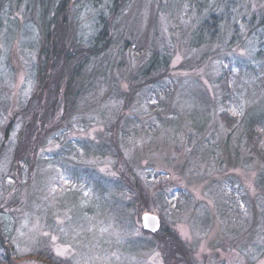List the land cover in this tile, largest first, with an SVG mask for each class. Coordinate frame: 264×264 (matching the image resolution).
I'll return each instance as SVG.
<instances>
[{
    "label": "rangeland",
    "instance_id": "obj_1",
    "mask_svg": "<svg viewBox=\"0 0 264 264\" xmlns=\"http://www.w3.org/2000/svg\"><path fill=\"white\" fill-rule=\"evenodd\" d=\"M30 1L7 0L2 8L10 19L0 20V139L7 116L22 108L35 87L39 33ZM110 2L72 3L75 34L87 39L96 14L107 16ZM246 2L241 39L231 40L226 25L211 45L199 24L208 4L199 11L188 0H127L110 16V60L121 67L105 65L108 78L81 93L67 114L55 111L47 125L59 129L47 133L30 175L26 165L20 173L11 165L18 119L0 148V264H166L156 238L143 232V212L161 217L164 229L192 248L195 264H264V163L248 151L243 131L246 116L264 110V53L262 59L256 53L264 49V27H247L264 0ZM216 11L222 21L228 15L223 7ZM153 50L171 54L169 70L159 82L138 86L145 78L137 70ZM203 50L209 56L193 67ZM222 112L232 117L231 127ZM118 116L119 147L126 161L139 166L143 191L153 195L161 188L165 194L161 204L148 199L141 212L132 206L124 215L118 203L131 195L114 188L119 173L110 154L95 151L114 139L112 132L107 140V129ZM79 140L90 142L88 152ZM66 142L73 146L62 153Z\"/></svg>",
    "mask_w": 264,
    "mask_h": 264
},
{
    "label": "trees",
    "instance_id": "obj_2",
    "mask_svg": "<svg viewBox=\"0 0 264 264\" xmlns=\"http://www.w3.org/2000/svg\"><path fill=\"white\" fill-rule=\"evenodd\" d=\"M6 1L7 0H0L1 21L5 16L10 19L9 16H7L8 14L2 9ZM19 1L20 0H17V2ZM88 1L97 4L100 0H58L56 3H53L51 0L30 1L32 5L31 11H33V14L35 13V16L30 18V20L33 21L39 33L38 47L34 49L36 54V61L34 62L35 87L27 101L22 105V108L17 113L15 112L11 116L10 114L9 117L7 116L1 128L2 139H0V148H3L5 140L9 137L11 128L15 124V120L18 119L20 126L16 134L11 159V165L12 167L14 166L17 173H20L25 165L28 168V175L33 172L39 146L44 143L47 133L59 129L57 125H52L50 128H48L47 125L54 117L55 111L61 108L64 110V114H67L68 110L73 107L76 99H78L81 93L85 94L89 89L92 90L97 86V81L99 85L103 78L104 80L108 78L111 68L121 67L118 63H114V61L110 60L112 57L109 55V52L113 38L110 33V18L119 13L127 0H112V2H110L111 4L108 3L105 7L108 10L107 16L104 15L103 12L97 13L93 21V33L89 34L87 39H83L75 34V23L70 17L71 13L69 7L72 3ZM188 1L191 3L194 2L193 6L199 11H203L200 9L201 6L205 7L208 4L207 14L199 24L200 30L210 34V45L215 41V37L220 33V29L224 28L223 26L226 25L232 30L233 34H231V40H234L236 36L238 39H241V37H239L243 33L241 22L245 21L243 14L248 8L246 0H213V3L210 4L208 3L209 0ZM241 2L246 4V10L240 6L239 3ZM236 3H238V7L235 11H232L231 5L234 6ZM222 7L224 9V16L226 13L228 14L223 18V21L219 17L221 12L216 11L221 10ZM218 20L222 22H218ZM1 24L2 22H0V26ZM247 27H250L249 29L252 32L254 28L264 27V8L261 7L251 14L247 21ZM261 30L260 34H263L264 29ZM126 46L127 42L124 41L120 47L123 48ZM155 51L159 53L157 52V54H154ZM256 53L262 59L264 49ZM170 55L168 51L153 50L147 62L142 65L140 71L139 69L137 70V75L145 78L144 81H139L137 85L143 83L148 84L152 80L159 82L169 70L167 63L169 62ZM206 56L208 57L209 54H206V51L203 50L200 56L192 61L195 63L193 67L200 66L202 59H205ZM150 58L156 60L151 62ZM250 62L252 61H241L242 64H251ZM105 65L113 66L107 70V66ZM227 76L228 73L224 70L223 73H221V77H223V80H227ZM220 80L221 79L218 78L216 81L219 82ZM224 86L225 91H231L229 86L225 84ZM122 94H124L126 98L129 97L127 93H121V95ZM121 95L119 93V97H121ZM162 102L163 100L160 101V106ZM122 104H125L124 101ZM126 118L133 124L138 122V120H131L135 118L133 116H126ZM220 118L228 128L231 127L230 123L232 117L222 112ZM119 120L120 116L112 123V128L108 127L107 129V140H110L109 135L114 132L113 134H116L114 137L115 141L113 139L109 143H103V146L98 144L95 151L101 156H105L107 152L110 154L113 167L119 173V175L113 179L114 188H116L118 192H124V188H126L131 195L129 202L126 203L122 201L118 203V205H121V207L119 206L118 213L124 215V210H130L132 206L134 208L137 207V210H139L138 212H141L143 208L148 206L146 203L148 199L153 202V205L161 204V200L165 194L164 190L158 188L159 185L149 182L153 176H148V173L145 176L147 180H149L147 184L153 189L158 188V190H155L157 193L155 192L153 195L143 191L138 181L140 177L138 178L136 175V170L137 172L140 171L139 166L135 165L134 160L129 161L127 159L126 161V158L122 154V148L119 147L120 145L118 142L119 139L122 138L123 131L120 130V127L114 125L115 122H119ZM243 131L248 151L257 155L260 161L264 163V110L262 108L258 111L254 109L253 112L246 116ZM87 142L89 141L87 140ZM89 143L87 144L85 140H79V144L86 152H88L90 148ZM71 146H73V142H66L63 147L64 151L62 150L61 152L65 153L66 149L71 148ZM260 182L264 183V180H260ZM181 190L183 189L181 188ZM162 225L161 220V226L157 232L150 233L145 230H143V232L156 238L159 248L163 253L165 263L195 264V259L191 255L192 248L181 241L178 234H176L173 229H164ZM2 236L3 234L0 235L1 246L4 244ZM54 264H59V262H54Z\"/></svg>",
    "mask_w": 264,
    "mask_h": 264
},
{
    "label": "water",
    "instance_id": "obj_3",
    "mask_svg": "<svg viewBox=\"0 0 264 264\" xmlns=\"http://www.w3.org/2000/svg\"><path fill=\"white\" fill-rule=\"evenodd\" d=\"M140 223L143 230L155 233L160 229V217L154 213L143 212L140 215Z\"/></svg>",
    "mask_w": 264,
    "mask_h": 264
}]
</instances>
